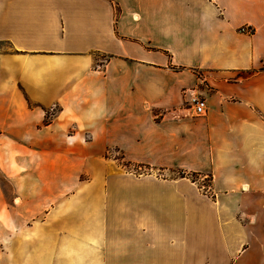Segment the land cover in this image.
<instances>
[{"label":"crops","instance_id":"0c3cea01","mask_svg":"<svg viewBox=\"0 0 264 264\" xmlns=\"http://www.w3.org/2000/svg\"><path fill=\"white\" fill-rule=\"evenodd\" d=\"M0 94V150L34 153L0 179V264H264V0H0ZM83 134L166 177L50 207L68 172L38 154Z\"/></svg>","mask_w":264,"mask_h":264},{"label":"rangeland","instance_id":"374dc122","mask_svg":"<svg viewBox=\"0 0 264 264\" xmlns=\"http://www.w3.org/2000/svg\"><path fill=\"white\" fill-rule=\"evenodd\" d=\"M1 95V94H0ZM30 106L34 107L32 104ZM4 107L0 105V109ZM58 112L57 107H51L45 109L43 124L49 123ZM7 123L13 124L11 120H7ZM73 129H70L69 136H72ZM68 136V137H69ZM4 139V138H3ZM14 138H9L8 143L14 144ZM17 139V138H16ZM23 145H27L28 142H38L42 138L35 137H23L21 138ZM69 140L68 138H65ZM71 143L70 152H53V153H39L38 164L40 165V173L46 175L47 173H55L58 175L61 173L62 168H65L67 175L65 177L68 180H52L55 184V199L49 201L50 207H68V208H100L110 209L112 203V194L118 192H125L128 182L133 180H112L113 176L124 177H141L152 175L155 178L163 179L166 175L161 171H152L144 168L140 164H130L122 159V155L115 149L110 147L103 151H97L92 139L88 135H81L80 137L70 139ZM56 144H61L58 140ZM88 143V144H84ZM15 145V144H14ZM92 147V148H91ZM34 153H22V152H2L0 150V161L6 171L0 169V179H4L7 170L14 166L15 161H23L25 159L30 160ZM22 157V160L20 159ZM0 168H2L0 166ZM121 175H120V174ZM175 177L180 175L173 174ZM94 177H98L99 180H92ZM190 180H195L194 177H190ZM205 184H200L201 186ZM6 193H10L11 189L8 184L3 185Z\"/></svg>","mask_w":264,"mask_h":264},{"label":"built area","instance_id":"2783aa9c","mask_svg":"<svg viewBox=\"0 0 264 264\" xmlns=\"http://www.w3.org/2000/svg\"><path fill=\"white\" fill-rule=\"evenodd\" d=\"M241 34L250 35L253 33V30L249 26H240L237 30ZM182 97L184 104L192 110L193 116H202L206 110V103L205 99L202 95L197 93L195 90L192 89H183L182 90ZM202 190H207L206 186L200 187Z\"/></svg>","mask_w":264,"mask_h":264}]
</instances>
